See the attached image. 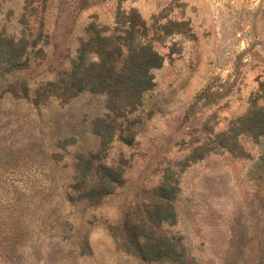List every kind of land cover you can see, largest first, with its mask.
Listing matches in <instances>:
<instances>
[{
	"label": "rangeland",
	"instance_id": "1",
	"mask_svg": "<svg viewBox=\"0 0 264 264\" xmlns=\"http://www.w3.org/2000/svg\"><path fill=\"white\" fill-rule=\"evenodd\" d=\"M133 27L148 90L56 88ZM0 264H264V0H0Z\"/></svg>",
	"mask_w": 264,
	"mask_h": 264
},
{
	"label": "trees",
	"instance_id": "2",
	"mask_svg": "<svg viewBox=\"0 0 264 264\" xmlns=\"http://www.w3.org/2000/svg\"><path fill=\"white\" fill-rule=\"evenodd\" d=\"M134 30L135 27L130 36L123 38L126 41L124 44L101 37L84 42L73 61L71 72L62 84H56V88L60 91L65 90V94L70 93L75 97L90 89V83H98L97 86L91 84L93 90L112 92V89L133 81L138 91L148 90L152 83L149 73L161 66L162 58L151 46L138 49L133 44ZM92 54L97 55L98 61H89ZM28 92L26 88L24 93L26 98ZM261 114V111L249 112L247 118L255 124L256 120L261 119ZM96 171L97 184L95 188L87 190L89 197L101 194L104 188L117 183L119 179L113 169L98 165ZM133 249L141 252L144 257L145 251L135 235L130 242L129 251Z\"/></svg>",
	"mask_w": 264,
	"mask_h": 264
}]
</instances>
